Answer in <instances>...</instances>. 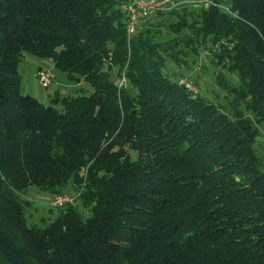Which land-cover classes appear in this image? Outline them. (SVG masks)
I'll return each instance as SVG.
<instances>
[{
  "label": "trees",
  "instance_id": "1",
  "mask_svg": "<svg viewBox=\"0 0 264 264\" xmlns=\"http://www.w3.org/2000/svg\"><path fill=\"white\" fill-rule=\"evenodd\" d=\"M125 1L0 0V244L21 264H264V0L157 12L130 38ZM203 49L217 95L180 83ZM26 53L77 87L24 93ZM30 187L74 200L30 225Z\"/></svg>",
  "mask_w": 264,
  "mask_h": 264
},
{
  "label": "rangeland",
  "instance_id": "2",
  "mask_svg": "<svg viewBox=\"0 0 264 264\" xmlns=\"http://www.w3.org/2000/svg\"><path fill=\"white\" fill-rule=\"evenodd\" d=\"M166 15H169V12L166 13ZM168 17L176 19L175 15L166 16L165 24L169 20ZM201 52L202 53L199 55L198 61L195 63H192V57H188L191 65L193 66V68L188 72L191 74L190 76L199 80V83L202 85V88H200L197 84L196 89L198 91L194 93L196 94L199 93V91H203L208 93L210 96L215 94L217 95L218 92L222 93L214 82L215 75L214 68L212 67L214 66L212 53L209 50L204 51V49ZM40 66L50 69L54 74L53 83L49 87H44L37 77L36 73L39 70L38 67ZM19 68L22 81V91L36 96L45 104L50 103L51 98L56 95L57 91H60L63 94L67 90L71 91L77 87V85L68 81L60 70L54 67V63L50 59L40 58L33 54L26 53ZM167 70L178 72L179 68L174 62H171L168 65ZM188 72L185 73V77H188L187 79H189ZM123 78H125V73H123L119 83ZM65 84H68V86ZM125 84H127V79ZM80 86H88V83L83 81ZM258 127L259 136L255 144V149L264 160V124L258 125ZM59 195L73 196L71 192H67L66 194L51 195L41 191L37 187H30L26 190L24 197L33 201V206L28 210L27 214L28 223L30 225H41V220L43 218H46L47 220L54 219L59 208L54 207L52 202L54 198ZM50 207L53 209L52 211L50 210Z\"/></svg>",
  "mask_w": 264,
  "mask_h": 264
},
{
  "label": "built area",
  "instance_id": "3",
  "mask_svg": "<svg viewBox=\"0 0 264 264\" xmlns=\"http://www.w3.org/2000/svg\"><path fill=\"white\" fill-rule=\"evenodd\" d=\"M211 5H220L213 0H127L122 4L125 12V30L128 37H132L139 29L141 24L157 12H168L172 10H181L182 7H192L193 9L207 8ZM229 10V6L226 7ZM109 53V58H112ZM37 77L44 87H49L54 80L53 72L48 68H41L37 71ZM126 77L120 82L125 85ZM180 83L184 84L188 90L197 92L193 82L187 78H181ZM74 197L69 195L56 196L52 202L55 207H63L67 203L73 202Z\"/></svg>",
  "mask_w": 264,
  "mask_h": 264
},
{
  "label": "water",
  "instance_id": "4",
  "mask_svg": "<svg viewBox=\"0 0 264 264\" xmlns=\"http://www.w3.org/2000/svg\"><path fill=\"white\" fill-rule=\"evenodd\" d=\"M0 249L3 250L4 252H6L7 254L10 255V257L15 261L16 264H21L18 259L13 256L7 249H5L1 244H0Z\"/></svg>",
  "mask_w": 264,
  "mask_h": 264
},
{
  "label": "crops",
  "instance_id": "5",
  "mask_svg": "<svg viewBox=\"0 0 264 264\" xmlns=\"http://www.w3.org/2000/svg\"><path fill=\"white\" fill-rule=\"evenodd\" d=\"M65 85H67V86H68V84H65Z\"/></svg>",
  "mask_w": 264,
  "mask_h": 264
}]
</instances>
